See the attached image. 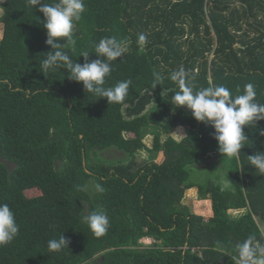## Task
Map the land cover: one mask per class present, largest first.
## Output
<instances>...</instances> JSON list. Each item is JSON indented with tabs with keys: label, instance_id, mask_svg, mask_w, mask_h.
Returning a JSON list of instances; mask_svg holds the SVG:
<instances>
[{
	"label": "trees",
	"instance_id": "trees-1",
	"mask_svg": "<svg viewBox=\"0 0 264 264\" xmlns=\"http://www.w3.org/2000/svg\"><path fill=\"white\" fill-rule=\"evenodd\" d=\"M0 6V203L9 204L20 229L0 247V264H237L236 245L249 235L264 244V174L248 159L264 151L256 131L264 121L244 128L238 158H224L212 127L170 103L179 90L171 73L183 65L194 91L223 85L234 97L250 83L264 104V0H85L76 46L64 50L83 64L82 51L96 59L102 38L127 41L105 86L131 80L129 95L110 104L70 81L63 66L41 73L52 49L39 5ZM183 127L177 140L172 133ZM148 135L151 158L139 162L135 153ZM112 146L129 159H93ZM211 154L217 164L197 172ZM191 188L200 212L183 202ZM97 209L110 219L102 237L83 221ZM62 234L68 248L49 252L48 240ZM145 238L154 242L144 245Z\"/></svg>",
	"mask_w": 264,
	"mask_h": 264
},
{
	"label": "clouds",
	"instance_id": "clouds-1",
	"mask_svg": "<svg viewBox=\"0 0 264 264\" xmlns=\"http://www.w3.org/2000/svg\"><path fill=\"white\" fill-rule=\"evenodd\" d=\"M43 14V28L47 31L46 44L52 51L46 53L40 63L41 73L55 71L63 66L70 81L82 82L86 93H91L95 100L106 98L108 103H122L129 95L131 80L120 81L114 86L106 87V77L113 71V63L126 53L127 41L115 36L102 38L94 48L96 59L89 60L88 51H82L84 63L74 62L64 49L76 46L74 38L75 25L86 11L85 0H27ZM63 39V43L61 40ZM140 52L145 50L147 37L141 33L137 41ZM171 80L176 82L179 90L171 96L170 103L176 108H187L192 117L214 130V139L224 158H238L244 141L248 139L244 128L264 121V104L256 100V91L252 84L245 85L242 94L232 96L230 89L223 85L209 86L194 91L189 81V73L183 65L171 73ZM256 131L264 137V129ZM185 137L184 135H181ZM250 165L264 174V151L248 156ZM231 184L229 179L223 181L224 187ZM78 191H85L86 186H77ZM98 193L105 189L101 184L95 185ZM84 223L96 236H104L110 227V219L103 209L94 210L83 217ZM19 225L14 211L7 203H0V247L11 243L19 234ZM70 242L62 234L58 239H49V252H59L68 248ZM223 247V245H221ZM237 264H264V244L256 242L254 235H249L236 245Z\"/></svg>",
	"mask_w": 264,
	"mask_h": 264
},
{
	"label": "rangeland",
	"instance_id": "rangeland-1",
	"mask_svg": "<svg viewBox=\"0 0 264 264\" xmlns=\"http://www.w3.org/2000/svg\"><path fill=\"white\" fill-rule=\"evenodd\" d=\"M4 1V0H0ZM3 14V10L0 6V17ZM2 34H3V24L0 21V41L2 38ZM253 35L255 34V32L252 33ZM253 35H251L250 37H252ZM213 58V55L210 56V59ZM175 113V112H173ZM171 114V116L169 117V119L172 118V116L174 114ZM181 129V128H179ZM172 135L177 139V140H181L183 138L184 135V127L181 130H175ZM167 135H163V140L166 138ZM145 142L147 144L146 148H142L139 149L138 151H136L135 156L137 157L138 161L141 162L145 159H149L151 158V152L149 150V147L153 146V142H154V136L153 135H148L145 138ZM93 159L95 160H99L102 163L105 164H119V163H123L125 161H127L128 158V154L122 150H119L117 147L112 146L109 147L105 150L102 151H97L96 154L92 155ZM5 161L0 153V162ZM217 156L216 154H211L210 157L208 159H205L204 161L200 162L199 164H197V172H201L203 171L205 174H207V170H209L211 167H213L215 165V163L217 164ZM9 166L12 168L14 165L10 162H8ZM200 177V175L198 176ZM193 191L187 190L184 194V198H183V202L185 204H187L188 206H190L192 208L193 211H197L200 212L202 209L199 208V203L201 201V199H199V193H198V189L197 188H193ZM246 210H231L230 213L234 216H239L241 214H243ZM141 242L144 245H150L154 242L153 238H145L142 239ZM94 261L98 262L99 258H95Z\"/></svg>",
	"mask_w": 264,
	"mask_h": 264
},
{
	"label": "bare ground",
	"instance_id": "bare-ground-1",
	"mask_svg": "<svg viewBox=\"0 0 264 264\" xmlns=\"http://www.w3.org/2000/svg\"><path fill=\"white\" fill-rule=\"evenodd\" d=\"M190 191H192V190H190Z\"/></svg>",
	"mask_w": 264,
	"mask_h": 264
},
{
	"label": "crops",
	"instance_id": "crops-1",
	"mask_svg": "<svg viewBox=\"0 0 264 264\" xmlns=\"http://www.w3.org/2000/svg\"><path fill=\"white\" fill-rule=\"evenodd\" d=\"M191 189H193V188H191Z\"/></svg>",
	"mask_w": 264,
	"mask_h": 264
}]
</instances>
